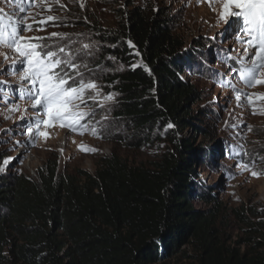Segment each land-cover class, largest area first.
Wrapping results in <instances>:
<instances>
[{
  "label": "trees",
  "instance_id": "16d2710c",
  "mask_svg": "<svg viewBox=\"0 0 264 264\" xmlns=\"http://www.w3.org/2000/svg\"><path fill=\"white\" fill-rule=\"evenodd\" d=\"M90 33L97 63L117 66L104 80L118 95L113 116L130 130L128 144H149L174 124L165 133L171 146L154 167L114 156L95 175L60 173L56 161L38 179L1 175L0 262L11 245L25 264H161L196 244L198 264H264V237L255 254L226 248L216 241L214 212L193 205L197 195L212 197L198 193L197 150L176 128L195 125L190 105L200 93L182 78L184 41L169 15L136 6L115 27L93 24Z\"/></svg>",
  "mask_w": 264,
  "mask_h": 264
},
{
  "label": "rangeland",
  "instance_id": "374dc122",
  "mask_svg": "<svg viewBox=\"0 0 264 264\" xmlns=\"http://www.w3.org/2000/svg\"><path fill=\"white\" fill-rule=\"evenodd\" d=\"M43 3L51 5L52 11L43 10L41 0H34L31 8L27 2L22 5L27 8L26 23L33 26L32 31H25L22 35L30 38L47 37L53 32L67 33L77 41L74 47L90 44L92 55L86 56L84 62L95 70L97 83L104 86L103 94L116 95L105 105L107 111L97 110V120L107 116L106 120H101L102 138L93 136L90 131L81 135L66 127L41 125L40 131L48 132L50 136H36L30 140L25 132L36 112L31 101L16 99L22 95L18 90V75L11 70L5 71L12 61H5L0 56V81L6 82V85H0V95L3 96L0 99V167L4 168L0 176L25 174L38 179V171L54 161L60 173L76 174L83 170L95 175L105 159L114 156L133 167H154L161 160L171 146L165 133L167 129H173L174 124L172 128L157 131V136L149 144L141 147L128 144L130 130L113 116L118 95L104 80L105 74L113 73L117 66L97 63L99 45L90 33L93 24L115 27L127 9L145 5L161 8L169 15L174 33L184 41L182 52L186 62L182 78L191 82L200 93L199 100L190 105V116H198V120H193L195 125L183 130L176 128L178 136L186 138L197 150L198 193L212 197L211 201H205L197 195L193 205L214 212L213 227L219 244L241 253H257V243L264 237V174L253 177L238 164L251 165L254 161V170L264 173V114H259L264 113V100L254 96L252 105L245 102L242 107H237L230 87H221L217 81L221 77L231 79L232 83L251 94H264V85L246 88L231 74L224 75L229 73L225 59L234 57L242 49L233 36L235 25L218 20L222 8L220 0H214L211 7L208 0H43ZM0 9L6 19L19 14L12 0H0ZM48 15L60 19L48 21L43 30L37 31L41 27L39 21ZM6 51L0 48V52ZM13 101L19 105V111H9ZM26 108L27 113L22 118ZM254 111L257 114H253ZM80 145L97 150L83 151ZM237 152L240 154L236 155ZM5 159H9L7 165L3 164ZM10 247L6 249V259L0 264H25L15 259ZM196 247V244H187L161 264H198L200 252Z\"/></svg>",
  "mask_w": 264,
  "mask_h": 264
},
{
  "label": "snow or ice",
  "instance_id": "6c2138e0",
  "mask_svg": "<svg viewBox=\"0 0 264 264\" xmlns=\"http://www.w3.org/2000/svg\"><path fill=\"white\" fill-rule=\"evenodd\" d=\"M25 2L28 8L34 5V0H12V3L17 5L19 14L9 16L7 19L0 9V48L7 49L6 52H0V56H3L5 61L9 59L12 61L5 71L11 70L13 74L18 75L20 81L18 90L22 95L16 99L31 101V107L36 112L25 134L30 140L35 139L36 136L48 138L50 133L40 131L43 125L47 128L66 127L81 135L84 131H90L93 136L102 138L101 120H106L107 116H101V119L97 120V110L107 111L105 105L113 100L116 94H103L104 86L97 83L95 70L84 62L86 56L92 55L90 51L92 46L82 43L80 47H74L77 41L72 40L67 33L53 32L47 37L25 38L22 33L33 30L32 24L26 23L27 8L22 6ZM213 2L214 0H208L210 7ZM220 2L222 8L218 13V20L235 25L233 36L236 44L242 49L234 57L229 56L225 59L229 73L224 75L231 74L246 88L264 85V0H220ZM40 7L52 11L51 5L44 4L43 0ZM59 19L48 15L39 21L41 27L36 30H43V26L48 21ZM53 38L58 39L53 40ZM109 59L115 58L109 57ZM148 71L151 74L150 70ZM217 82L221 87H230L235 95L237 107H242L245 102L252 105L254 96L256 99L264 100V94L248 93L232 83L231 79L225 80L221 77ZM0 85H6V82L0 81ZM2 98L3 96L0 95V99ZM12 103L13 107L9 111H19V105L15 104V101ZM26 113L27 108L22 113V118ZM253 114L257 113L254 111ZM172 127V124L168 125V128ZM248 128L251 130V126ZM80 149L91 152L97 150L85 145H80ZM9 159H5L3 164L7 165ZM238 166L242 167V170L250 171L253 177L258 178L264 174L254 170V161L251 165L241 163ZM2 171L4 168L0 167V172Z\"/></svg>",
  "mask_w": 264,
  "mask_h": 264
}]
</instances>
